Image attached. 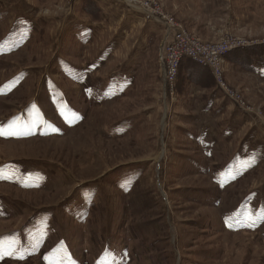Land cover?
<instances>
[{"label": "rangeland", "instance_id": "rangeland-1", "mask_svg": "<svg viewBox=\"0 0 264 264\" xmlns=\"http://www.w3.org/2000/svg\"><path fill=\"white\" fill-rule=\"evenodd\" d=\"M116 1L143 18L119 52L63 28L97 2L0 0V264H264V0ZM175 26L256 115L190 60L165 89Z\"/></svg>", "mask_w": 264, "mask_h": 264}, {"label": "built area", "instance_id": "built-area-1", "mask_svg": "<svg viewBox=\"0 0 264 264\" xmlns=\"http://www.w3.org/2000/svg\"><path fill=\"white\" fill-rule=\"evenodd\" d=\"M129 4L145 10L147 13L155 16L159 21L173 24L170 20L155 13L150 6L144 4L140 0H125ZM176 25V24H173ZM174 37L172 42L165 48V69H164V87L170 88L173 85L174 76L179 63L183 57H187L193 62L207 66L215 78L218 90L230 100L238 109L248 114H255V111L247 106L235 93H233L223 82L219 71L220 65L223 63V56L227 53L224 47L209 46L197 40L187 38L184 30L180 26H175ZM236 47V46H234Z\"/></svg>", "mask_w": 264, "mask_h": 264}, {"label": "crops", "instance_id": "crops-1", "mask_svg": "<svg viewBox=\"0 0 264 264\" xmlns=\"http://www.w3.org/2000/svg\"><path fill=\"white\" fill-rule=\"evenodd\" d=\"M89 1L97 2L99 4V6H101L102 16H101V19L99 21H101L103 23L102 24H99L98 22L94 23V21H92V20H90V21L84 20V22H83V19L76 16V15L66 16L64 18V25H63L65 32L71 37L74 35V33L72 32L74 29H75V31L76 30H80V31L86 30L87 38L91 37L89 39V44L92 46V44L95 42V39H93L94 33L98 29L102 31L103 30V24H106L105 28H107L108 24H112V26L108 30L106 29L107 31L105 30L106 33H104L105 31H103L104 37L108 40L107 42H105L106 45L104 47L108 46V44H109V37H110L109 32L111 31V36H112L113 31L115 30V33L119 34L121 39H122V43L118 41L117 45L114 47V50L117 49V52H119L120 48H123V44L126 42V41H123V38L125 36L127 37L126 33H128L129 31H134V30L138 29V26L141 23V21L143 20V18L140 16V13L137 12V10L128 8L127 6H125L122 3L117 2L116 0H89ZM88 3H89L88 1H84V4H88ZM26 22H27V20H26ZM41 23H42V25L39 26V29H41L42 27L44 28L46 26V20L42 19ZM154 24L157 25L158 27H156L154 29H149L147 31L148 35L154 36V35H159V34L163 33V31L161 30V25H159L157 23H154ZM163 36H164V34H163ZM139 44H140V42H139ZM104 47L101 48V51L104 50ZM138 51H139L138 56H134L136 58L139 57V54L141 52L140 49ZM118 61H120V60H118V58H117V62ZM122 62L123 61L121 60V67L123 65ZM136 62H137V60L135 61V63ZM135 63L133 62V64H132L133 69H134ZM117 66H118V64H117ZM136 70L140 71L141 69H136ZM223 97H225V96L223 95Z\"/></svg>", "mask_w": 264, "mask_h": 264}, {"label": "trees", "instance_id": "trees-1", "mask_svg": "<svg viewBox=\"0 0 264 264\" xmlns=\"http://www.w3.org/2000/svg\"><path fill=\"white\" fill-rule=\"evenodd\" d=\"M248 50V54H250V53H252L253 54V50H258V48L257 49H247ZM227 54V53H226ZM225 54V55H226ZM225 55L223 56V64H224V61H225ZM251 55V54H250ZM184 60H190L189 58H187V57H183L182 59H181V61H180V64L184 61ZM190 61H192V60H190ZM228 62H231L230 61V59L228 58V60H227ZM187 63H189V61L187 62ZM232 63H234L233 61H232ZM180 67V66H179ZM178 75V74H177ZM177 79V78H176ZM263 210L262 209H259L258 211H256L255 213H260L262 216H264V213L262 212ZM260 221H264V219H261Z\"/></svg>", "mask_w": 264, "mask_h": 264}, {"label": "snow or ice", "instance_id": "snow-or-ice-1", "mask_svg": "<svg viewBox=\"0 0 264 264\" xmlns=\"http://www.w3.org/2000/svg\"><path fill=\"white\" fill-rule=\"evenodd\" d=\"M0 134H4V132H3V130L2 129H0ZM14 134V133H13Z\"/></svg>", "mask_w": 264, "mask_h": 264}]
</instances>
